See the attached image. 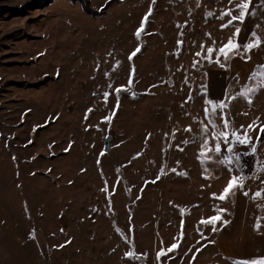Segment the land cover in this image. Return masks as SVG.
<instances>
[{"label": "rangeland", "instance_id": "1", "mask_svg": "<svg viewBox=\"0 0 264 264\" xmlns=\"http://www.w3.org/2000/svg\"><path fill=\"white\" fill-rule=\"evenodd\" d=\"M29 1L0 0V6ZM251 2L258 15L237 22L241 44L253 30L264 37V9ZM89 5L103 14H85L69 0L23 16L0 14V264H233L264 257V198H253L264 192V174L254 171L245 182L250 197L238 190L221 202L212 194L241 175L238 163L229 173L215 162L227 153L200 157L205 98L227 89L237 97L226 110L237 128L257 117L264 122V89L247 99L238 95L259 86L249 77L264 65V47L247 62L234 58L227 71L202 59L213 41L219 49L234 31L205 18L232 7L229 0ZM116 88H122L118 108ZM110 133L107 152L103 140ZM256 155L257 169L264 144ZM217 208L227 209L223 219L230 223L214 233L200 221ZM173 243L179 247L168 257L175 259L157 261ZM129 251L140 258L126 257Z\"/></svg>", "mask_w": 264, "mask_h": 264}, {"label": "snow or ice", "instance_id": "2", "mask_svg": "<svg viewBox=\"0 0 264 264\" xmlns=\"http://www.w3.org/2000/svg\"><path fill=\"white\" fill-rule=\"evenodd\" d=\"M107 2L110 3V0H107ZM152 3L155 4L156 0H152ZM229 4L233 5L230 8L222 9L220 11L219 16H216V14L212 11H208L205 13L206 20L209 18L215 17L217 20L222 21L221 23V30L233 28L234 31L232 32V35L228 38L227 43L222 44V46L219 49L215 48L216 41H213V45L211 47L206 48V56L202 57V59H206L209 64L215 63L217 66H219L222 69L228 70L230 66V62L236 58L239 57L240 59L247 62L251 59L250 53L254 50H258L261 47H264V37H261L258 35L257 31L253 30L248 40L241 44L239 42V37L241 34V27L239 25H243L248 18H255L258 15V11L256 9V5H253L251 0H229ZM258 6L260 9H264V0H258ZM236 12L237 14H233ZM260 15H264V13H259ZM152 15V10L149 9V12L143 17V21L141 23L140 28L135 33L136 37L139 38L142 33L145 32L146 25L150 21V17ZM227 17V20L225 18ZM238 22V24H237ZM261 25L257 24L255 25V28H260ZM181 35H183L181 33ZM209 35L210 34H206ZM182 43V41H178V44ZM140 48L137 47L136 50L129 56V60H132V58L140 52ZM202 52L205 50V46L201 45ZM215 53V59H213V54ZM197 56H201V53L198 52L196 54ZM193 67H196V63L194 62ZM135 72V69L133 68V74ZM207 73H204V76L206 77ZM252 80H258L260 81L259 86L257 88H245L244 91L239 92L238 95L240 97H244L247 99L250 95H255L259 90L264 89V65H259L258 70L254 71L251 76L249 77ZM235 79V78H233ZM133 81L132 79H129L128 85L129 87L132 85ZM200 89L202 92L203 97H208V86L206 83H202L200 85ZM127 90V89H123ZM122 91V88H116L115 93L117 96V105L116 107H119V95ZM109 93L105 92L104 96L107 98ZM135 93H133V96ZM235 96H230L227 89L225 90V93L222 97H215V98H205L204 103L208 105L209 107L204 108V115L207 119V123H203V127L201 128V132L204 136L203 142L200 145L201 152L200 157H204L205 160H212V154H215L216 157H221L223 153H227V155H223L222 159H217L215 162L218 164L224 165L228 172L231 173L233 169L229 167L235 160L236 162H239L241 160V157H248L251 156L255 158V155L258 150V145L264 144V141L261 140V135H264V122L260 121V118L257 117L255 120H253L250 124L245 127L244 125H240L239 128L235 126L234 119H230V113L229 111H226L229 109V103L231 100L236 99ZM189 100L193 99L191 95L188 97ZM187 102V101H186ZM247 102L251 105L252 100L248 99ZM91 111V110H89ZM242 115L247 116L248 113H242ZM111 117L106 118V122H110ZM257 128H259V131L257 132ZM186 132H192V128L188 127L184 129ZM256 132L255 140L253 139L252 133ZM183 143L187 144L189 143L188 140L183 141ZM239 146H243L245 148H248V151L245 152H238L237 148ZM184 149L181 148L180 151H183ZM204 163V160L201 161ZM256 163H259V161H256ZM175 171V169H173ZM207 171V169H205ZM240 171H243V165L240 166ZM256 172L260 174H264V165H261L259 168L255 170ZM183 175V174H182ZM253 178H259L254 176ZM248 179L247 176L244 175H231V178L229 182L227 183L226 187L222 190V192L217 195L215 193L212 194L213 199H217L221 202H226L230 198H234L236 195V192L243 191L245 187V181ZM155 183V181H152ZM264 182V181H262ZM107 191V189H105ZM243 194L245 196H248V192L244 191ZM254 199H260L264 198V192H256L254 194ZM217 215L212 216L208 219H202L200 221V224H202L204 227L211 226L212 232H218L222 230L224 226H227L230 221L223 219V214L227 213L226 208H217ZM217 222L221 223V227L218 228ZM181 227L183 228V221L181 224ZM257 228L260 227V225H256ZM63 231V230H62ZM119 231V229H117ZM199 231V229H198ZM200 235L202 239L207 240L208 237L204 236L203 232H200ZM181 238H183V231H181ZM34 239V237H33ZM210 243H215V241H209ZM199 243V241H198ZM60 247H63V245H60ZM179 247L178 243H173L170 247H168L166 250L161 249L156 256L157 261H160L161 257H168L169 253H172L176 251ZM206 247V245H205ZM199 252L200 249H197ZM126 257L139 259V256H136V254L132 251L127 252ZM169 259H175V257H168ZM196 257L193 255L192 259L194 260ZM233 264H264V257L260 258H254L251 260H237L233 261Z\"/></svg>", "mask_w": 264, "mask_h": 264}, {"label": "trees", "instance_id": "3", "mask_svg": "<svg viewBox=\"0 0 264 264\" xmlns=\"http://www.w3.org/2000/svg\"><path fill=\"white\" fill-rule=\"evenodd\" d=\"M55 1L56 0H31L27 2L26 4L19 5V6L18 5L17 6L2 5L0 6V14L7 13V15L5 16H23V15L28 14L29 13L28 10L30 9H33V10L43 9L53 4ZM69 1L73 3H78L82 11L85 14H88L90 16H100L104 12V8L102 7L96 8V7L90 6L89 0H69ZM0 16H4V15H0ZM256 161H257V155H255V158L251 156L241 157V160L237 162L239 171H240V166L243 165V171H240V174L247 176L249 179L256 169V166H257ZM246 197H250L249 194Z\"/></svg>", "mask_w": 264, "mask_h": 264}, {"label": "water", "instance_id": "4", "mask_svg": "<svg viewBox=\"0 0 264 264\" xmlns=\"http://www.w3.org/2000/svg\"><path fill=\"white\" fill-rule=\"evenodd\" d=\"M110 138H111V133L104 137V150L109 152L111 150V146H110Z\"/></svg>", "mask_w": 264, "mask_h": 264}]
</instances>
